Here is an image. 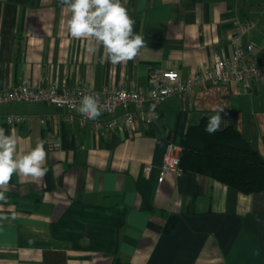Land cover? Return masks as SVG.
Segmentation results:
<instances>
[{
  "label": "crops",
  "instance_id": "0c3cea01",
  "mask_svg": "<svg viewBox=\"0 0 264 264\" xmlns=\"http://www.w3.org/2000/svg\"><path fill=\"white\" fill-rule=\"evenodd\" d=\"M145 47L127 63L74 39L61 0H0V86L149 90L155 71L182 79L264 41V0H122ZM255 26L236 34L238 25ZM264 157V85L196 86L160 102L152 120L113 129L30 101L0 104L20 147L45 141L46 175L11 178L0 201V264H264V190L246 193L192 170L162 169L166 144L214 114ZM100 115L99 120L119 116ZM10 114L22 120L7 123ZM45 119V122H42ZM225 127H222V129Z\"/></svg>",
  "mask_w": 264,
  "mask_h": 264
},
{
  "label": "built area",
  "instance_id": "2783aa9c",
  "mask_svg": "<svg viewBox=\"0 0 264 264\" xmlns=\"http://www.w3.org/2000/svg\"><path fill=\"white\" fill-rule=\"evenodd\" d=\"M254 26L253 20H247L238 25L235 32L240 34ZM211 84L236 85L245 91L251 89L255 84L264 85V41L259 47L253 43L246 46L236 45L230 56L218 57L212 64L185 79H182L180 72L176 69L155 71L152 87L149 90L96 89L86 85L58 87L55 84L43 85L23 82L6 88L0 86V104L46 102L68 110L70 117L74 112H77L82 124L91 122L96 128L113 129L123 125L133 127L136 120H152L154 114L146 108L149 101L160 102L171 95L193 91L196 86L207 87ZM87 94L98 96L102 105L101 115H112L118 109L122 110L121 114L106 121L82 117L78 111L79 102ZM20 120H22L20 115L10 114L6 121L14 123ZM42 122H45V119H42ZM181 153L182 145L175 140H169L166 144L162 169L165 172L180 171Z\"/></svg>",
  "mask_w": 264,
  "mask_h": 264
},
{
  "label": "clouds",
  "instance_id": "9594fccd",
  "mask_svg": "<svg viewBox=\"0 0 264 264\" xmlns=\"http://www.w3.org/2000/svg\"><path fill=\"white\" fill-rule=\"evenodd\" d=\"M61 3L68 13L66 29L70 37L94 42L93 52L102 47V59L113 66L134 60L146 46L144 37L134 31L135 21L122 0H61ZM224 108L217 106L214 114L208 116L204 129L207 134L213 135L227 126L221 116ZM101 109L95 94L84 95L79 102L78 111L87 119H97ZM20 141L14 130L0 127V201L7 200L5 192L14 175L39 180L48 171L45 141H37L30 150L20 147Z\"/></svg>",
  "mask_w": 264,
  "mask_h": 264
},
{
  "label": "trees",
  "instance_id": "16d2710c",
  "mask_svg": "<svg viewBox=\"0 0 264 264\" xmlns=\"http://www.w3.org/2000/svg\"><path fill=\"white\" fill-rule=\"evenodd\" d=\"M208 116L189 126L181 141L180 168L203 173L239 191L264 190V157L242 132L228 126L213 135L205 132ZM7 130V125H0Z\"/></svg>",
  "mask_w": 264,
  "mask_h": 264
}]
</instances>
